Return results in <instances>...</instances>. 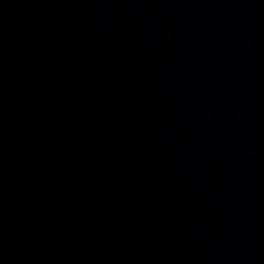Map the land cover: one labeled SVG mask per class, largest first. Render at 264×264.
<instances>
[{
	"label": "water",
	"instance_id": "water-1",
	"mask_svg": "<svg viewBox=\"0 0 264 264\" xmlns=\"http://www.w3.org/2000/svg\"><path fill=\"white\" fill-rule=\"evenodd\" d=\"M0 264H264V0H0Z\"/></svg>",
	"mask_w": 264,
	"mask_h": 264
}]
</instances>
